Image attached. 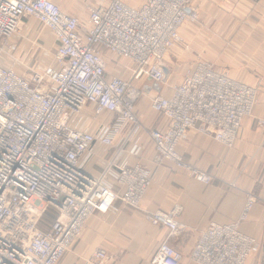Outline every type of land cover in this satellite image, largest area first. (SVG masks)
Listing matches in <instances>:
<instances>
[{"label": "built area", "instance_id": "obj_1", "mask_svg": "<svg viewBox=\"0 0 264 264\" xmlns=\"http://www.w3.org/2000/svg\"><path fill=\"white\" fill-rule=\"evenodd\" d=\"M25 18L50 31L53 48L35 62L21 61L17 71L7 60ZM198 19L191 0H96L82 18L53 0H0V264H59L90 216L109 212L117 200L141 209L152 175L141 161H130L142 148L137 95L130 80L108 73L103 50L128 60L133 79L164 84L166 55L182 44L184 24ZM258 86L206 61L188 64L169 95L151 100L167 121L165 128L148 132L155 159L212 182L211 174L184 160L178 146L195 130L232 147L243 119L253 115ZM96 156L102 170L92 175L87 166ZM255 201V195L247 196L235 222H210L190 259L245 264L260 245L239 223ZM49 208L55 218L43 228ZM141 211L149 224L168 229L150 264H181L172 244L186 228L178 219L181 206ZM105 257L99 249L90 262Z\"/></svg>", "mask_w": 264, "mask_h": 264}, {"label": "crops", "instance_id": "obj_2", "mask_svg": "<svg viewBox=\"0 0 264 264\" xmlns=\"http://www.w3.org/2000/svg\"><path fill=\"white\" fill-rule=\"evenodd\" d=\"M53 1L65 13L81 18L86 16L87 5L96 2ZM191 7L199 10V19L196 23L184 24L182 44L166 55L164 84L145 76L133 79L132 64L128 60L118 59L103 50L108 73L130 80L137 95L135 111L141 122L138 135L142 148L140 155L130 161H141L152 175V184L142 200L141 209L170 211L175 205L181 206L178 219L186 228L172 244L182 255L181 264H197L190 259V254L200 232L210 222L237 221L247 196L253 194L256 201L247 218L239 223V229L260 245L245 264H264V124L258 121L264 120V0H191ZM24 39L34 44L31 47L34 51L27 56L29 61L53 48L50 31L31 18L23 20L14 37L17 47ZM197 60L226 70L236 80L251 85L259 83L253 115L243 119L232 147L195 130H191L178 146L188 164L213 176L210 183L193 179L169 160L157 161L148 133L150 129H162L167 125L166 118L152 108L151 100L157 94L169 95L181 81L184 68ZM112 153L110 151L109 155ZM101 170L100 160L93 157L87 171L97 175ZM141 209L117 200L109 212L90 216L81 235L59 264H150L158 246L167 237L168 229L149 224ZM99 249L106 252V257L90 262Z\"/></svg>", "mask_w": 264, "mask_h": 264}, {"label": "rangeland", "instance_id": "obj_3", "mask_svg": "<svg viewBox=\"0 0 264 264\" xmlns=\"http://www.w3.org/2000/svg\"><path fill=\"white\" fill-rule=\"evenodd\" d=\"M33 45L34 44L32 43L31 40L27 39V41H26V39H24L23 43L20 46H18V47L16 46V48H15V50L11 56L12 58L7 60V62H9V65L13 66L15 69H17V71L18 70L20 71V68H21L20 62L22 61L24 63V62L29 61V60H27V58H28L27 56H29V54H31L34 51L31 48ZM33 60H34L33 62H35V59H33Z\"/></svg>", "mask_w": 264, "mask_h": 264}, {"label": "trees", "instance_id": "obj_4", "mask_svg": "<svg viewBox=\"0 0 264 264\" xmlns=\"http://www.w3.org/2000/svg\"><path fill=\"white\" fill-rule=\"evenodd\" d=\"M55 218V210L54 209H47L44 213L43 218L41 220V227L45 228L48 226L49 223Z\"/></svg>", "mask_w": 264, "mask_h": 264}]
</instances>
